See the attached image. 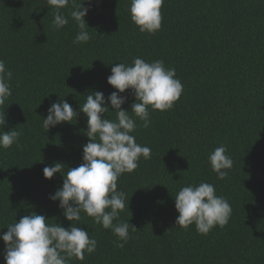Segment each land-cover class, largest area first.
Listing matches in <instances>:
<instances>
[{
  "label": "trees",
  "instance_id": "obj_1",
  "mask_svg": "<svg viewBox=\"0 0 264 264\" xmlns=\"http://www.w3.org/2000/svg\"><path fill=\"white\" fill-rule=\"evenodd\" d=\"M81 2L61 9L68 24L56 30L47 0H0V60L12 72L3 131L22 133L19 148H0V234L33 212L71 226L59 201L49 197L62 187L67 169L83 162L89 138L79 109L95 91L105 98L116 91L107 83L116 63L159 59L175 69L183 91L171 110L149 106V127L136 118L132 135L151 149V158L141 156L135 171L119 177L131 217L125 209L114 223L129 220L138 230L130 228L131 238L117 247L113 232L82 211L72 223L97 248L69 264H264V0H164L154 35L132 22L131 0H92L85 16L91 39L76 44L71 11ZM121 95L127 97L122 108L130 111L131 90ZM59 99L77 119L46 131L42 119ZM105 117L115 120V111L109 107ZM221 145L234 162L223 180L208 161ZM54 162L64 169L45 179L43 168ZM201 182L214 185L232 207L228 224L207 235L195 224L175 226L176 194ZM4 253L0 240V264H6Z\"/></svg>",
  "mask_w": 264,
  "mask_h": 264
},
{
  "label": "clouds",
  "instance_id": "obj_2",
  "mask_svg": "<svg viewBox=\"0 0 264 264\" xmlns=\"http://www.w3.org/2000/svg\"><path fill=\"white\" fill-rule=\"evenodd\" d=\"M70 3L74 4L75 0H47V4L55 10L53 26L56 30L68 24L61 9ZM91 3L92 0H82L71 11V17L79 29L74 40L76 44L91 39L85 21ZM163 3L164 0H131L130 18L140 32L154 35L161 29ZM83 4L89 6L83 7ZM11 78L12 72L0 60V108L3 109L0 111V148L3 149L13 144L19 148L18 140L22 134L15 128L3 131L5 109L8 107L6 101L12 95L8 83ZM107 83L116 91L107 98L102 92L95 91L87 95L86 102L79 109L87 117V130L83 135L89 138V142L82 146L83 162L76 168L67 169L62 187L49 197L52 201H59L58 207L71 226L66 229L55 222L50 224L49 218L34 212L23 216L0 234V240L5 244L6 264H69L73 257L83 261L85 253L96 251L97 241L86 230L73 225L72 222L81 220L82 211L94 223L113 232L119 240L117 247H123L131 238L130 228L138 230L129 220L114 223L119 219L120 212L125 209L129 211V197L118 190L119 177L135 171L141 156L151 158V149L137 144L132 135L137 128L136 118L143 122L144 128L149 127V106L161 112L171 110L182 94L183 85L176 78L175 69L166 67L163 60L149 63L139 57L134 58L131 65L116 63L112 66ZM125 90H131L135 98L130 111L122 108L127 99L121 95ZM109 107L115 111V120L105 117ZM47 111L46 118L42 119L46 131L63 122L72 123L78 116L77 111L64 99L53 102ZM226 151L221 145L208 157L212 171L220 180L227 177L228 170L234 164ZM64 167L62 162H54L52 166L43 168V177L52 179ZM174 199L178 213L175 226L187 229L195 224L200 234L207 235L216 226H226L232 214L229 202L216 195L214 185L209 183L184 186Z\"/></svg>",
  "mask_w": 264,
  "mask_h": 264
}]
</instances>
